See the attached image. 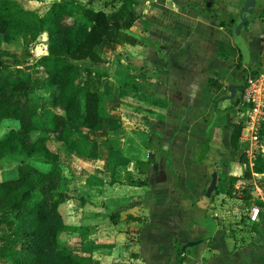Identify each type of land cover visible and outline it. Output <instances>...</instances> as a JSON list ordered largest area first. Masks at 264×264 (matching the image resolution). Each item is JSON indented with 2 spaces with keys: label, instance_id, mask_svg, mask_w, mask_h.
I'll list each match as a JSON object with an SVG mask.
<instances>
[{
  "label": "crops",
  "instance_id": "crops-1",
  "mask_svg": "<svg viewBox=\"0 0 264 264\" xmlns=\"http://www.w3.org/2000/svg\"><path fill=\"white\" fill-rule=\"evenodd\" d=\"M35 1L40 4L31 8L42 9L47 3ZM80 1L94 10L105 11L110 21L120 20L122 26L114 41L104 40L95 46L103 61L88 58L79 61L100 74L98 81L94 76L90 80V88L96 86L100 117L94 128L83 129L87 153L72 149L68 156L60 155L61 180L55 196L59 198L58 209L68 229L59 235V240L78 259L70 264H177L174 240L183 243L203 238L209 232L208 237L184 251L187 252L184 264H264V192L258 187L249 199L227 194L231 176H240L244 171L242 162L230 158L232 147L227 130L213 129L209 142L211 158L217 160L221 174L219 191L208 208L214 225L211 221L204 224L194 219L192 198L199 196L209 181L206 165L195 162V154L189 148V132L203 136L205 133L204 121L199 118L202 108L188 107L191 95L195 94L190 90L200 85L199 79L182 66L184 73L191 76V84L175 73L179 81L171 93L168 84L149 80V72L141 70L145 63L153 64L146 57L147 50L153 56L160 53L159 48L177 50L190 36L195 22L209 25L193 35L197 44L195 54L200 57L205 53L217 54L218 49L211 46L215 39L210 30L215 29L217 19L209 12L220 13L217 7L222 1ZM223 3L226 12L234 17L231 9L237 2L223 0ZM78 16L77 38H81L87 23ZM257 25L262 28L264 23ZM252 31H246L251 46L256 33ZM43 33L46 48L41 54L47 52V34ZM123 51L136 55L130 68L122 60ZM131 68L137 70V75L129 74ZM201 68L198 62L193 72L197 78ZM127 75L134 78L129 80ZM138 79L144 87L143 95H150L145 97L149 103L145 107L150 109L140 108V113H132L123 103V95L125 88ZM40 89L49 93L39 96L36 91ZM56 90L37 82L35 92L40 106L43 104L40 98H48ZM41 110L50 115V107L42 105ZM5 122L9 124L8 130L17 126L15 120L0 121ZM51 141L56 143L54 150L61 148V143L55 140H48V145ZM150 152L155 153L152 161L148 160ZM28 161L42 170L49 166L33 158ZM16 163L11 159L10 169ZM242 180H235L234 187L238 188ZM254 195L259 204L254 202ZM253 205L259 207L257 220L249 218Z\"/></svg>",
  "mask_w": 264,
  "mask_h": 264
},
{
  "label": "trees",
  "instance_id": "trees-1",
  "mask_svg": "<svg viewBox=\"0 0 264 264\" xmlns=\"http://www.w3.org/2000/svg\"><path fill=\"white\" fill-rule=\"evenodd\" d=\"M217 8L220 13L211 11L209 15L232 35L233 17L226 12L224 4ZM261 9L256 6L249 19L259 15ZM78 14L87 23L81 38H77ZM121 26L120 20L110 21L105 11L94 10L80 0H54L42 9L26 8L15 0H0V121L17 122L16 127L0 137V164L4 158L17 162L13 175L0 178V264H70L78 260L59 240V235L68 229L58 209L59 198L55 196L61 180L60 155L68 156L72 149L87 153L83 129L94 128L100 117L96 86L90 88V80L94 76L98 81L100 74L79 61L85 58L103 61L95 46L104 40L114 41ZM43 32L47 34V52L30 56L29 42ZM13 44L21 46L31 58L17 56ZM253 55L256 62L249 70L242 64L238 50L234 80L239 82L240 90L246 77L254 78L264 69L263 54ZM37 82L57 88L48 98L39 100L44 107H50L49 116L37 102ZM233 101L239 102L238 94ZM241 128L239 122L230 132L233 148L237 146ZM48 140L60 142L61 148H50ZM196 154L194 160L198 162ZM154 157L155 153L150 152L148 160ZM205 157L210 160L206 164L209 181L203 192L192 198L194 219L204 224L205 218L213 219L208 208L219 191L221 176L214 170L216 159ZM29 158L49 166L46 170L39 169ZM244 172L231 176L227 194L245 199L253 196L248 172ZM239 178L244 180L236 188L234 181ZM174 242L177 264H184L190 248L185 253L182 243L177 239Z\"/></svg>",
  "mask_w": 264,
  "mask_h": 264
},
{
  "label": "rangeland",
  "instance_id": "rangeland-1",
  "mask_svg": "<svg viewBox=\"0 0 264 264\" xmlns=\"http://www.w3.org/2000/svg\"><path fill=\"white\" fill-rule=\"evenodd\" d=\"M15 1L19 5L28 8L36 5L38 6V4H40L35 0ZM43 1L47 2L45 4H48L52 0ZM221 1L222 4H224L223 0H220V2ZM235 1L237 3L231 9L232 15H234V17L237 15L243 0ZM257 7L262 8L259 12V15L255 16V18L251 20L249 19L247 23V30L254 29V31L250 33L256 32L254 33L255 35H253V38L250 42L252 44L251 48L254 49L253 54H256V50L258 52L260 51V49L262 48L261 42H264V26H262L261 28L257 25L259 22L264 23V0H260L257 4ZM193 24L194 29L191 31L190 36H188V38L184 40V42L177 50L169 52L167 49L157 48L160 53H158L156 56H153L152 51L148 52L147 50L146 57L150 61H153V64L148 65L145 63L142 70H147V72H149V80H152L151 78H153L154 81H157L158 83H162L165 85L168 84L167 86H169V91L173 93L174 88L177 85V81H179L175 78V73L177 75H179L180 73V76H182L181 79H183V81H191V76H188L183 71L184 69L182 66H185L189 74L191 73V75L195 79H199L198 81L200 82V85H197L193 88L191 87V90L189 88L190 92L193 91L195 92V94L191 95L193 97L192 102H194V104H191V102L188 104V107L197 105L202 108L199 118H201L202 122L204 121V124L206 126V123L210 120L212 115L214 98L218 95L229 93L227 85L234 76L236 68L234 62L238 54V49L232 40V35H230L229 32L222 30L219 22L216 20L215 26H213L215 27V29L210 30L214 33L215 39L214 41H212L211 46L217 48L218 53H205L202 55L203 57H200L198 53L197 56L195 54V48L197 44L194 42L195 39H193V35L196 34V30H204L208 28L209 25L201 22H195ZM44 38H46V35L45 33H42L36 40H32L31 42H29V52H31L30 56H39L45 50L46 46ZM148 46L151 47L150 44H147V47ZM11 47L16 48L17 56L21 58H29V55L21 46L13 44L11 45ZM155 48L156 47H154V49ZM120 53L121 57H123V62L128 63L126 67L130 68L131 66H133L132 64L135 60L134 58L136 55L130 52L127 53V51H123ZM262 54L264 56V48ZM157 60H162L164 61V63L161 64ZM253 60L256 59L253 58ZM198 62H201L202 68L197 78V76H195L193 72L195 71ZM176 65H178L179 68L175 70L173 66ZM130 70L131 71L129 72V74L132 73L134 75H137V70L133 68H131ZM121 72L125 73L126 71L121 70ZM139 73L141 72L139 71ZM127 76L129 80H132L134 78L132 75ZM134 82L135 83H133V85L129 84V86L125 88L126 91L123 95V103L130 112L140 113V108L150 109V107H145L146 104H149L145 97L150 95H143L144 93L142 92V90L144 87H141L140 79ZM189 84H191V82ZM43 91L44 90L40 89L36 92L40 96L42 95V93L46 94L48 90L44 92ZM238 97V103H235L233 101V98H226L218 103L217 117L213 124V129L227 130L230 135V132L235 127V125L239 122L241 123L242 128L241 133L238 137L237 146L235 148L232 147V151L230 150L232 152L230 158L232 160L240 161L243 163L244 171L247 170L248 172L247 178H250V184L252 186L251 190L255 192L256 190H259V187L261 188V191L264 192V69L254 78L246 77V83L244 87L239 91ZM256 107L257 110H254V108ZM135 116L138 115L136 114ZM8 125L9 124L7 122L0 123V136H2V134H4L8 130ZM195 133V131H191L188 135L189 148L191 149L192 154L197 153L204 138L203 135H195ZM49 145L52 149H54L56 143L51 141ZM215 147L217 148V146ZM206 155L211 158L212 151L209 149ZM9 163L10 160L2 161V166L0 168V178L13 175L16 172V167L14 169H10L11 165ZM244 171L241 173V175L245 174ZM254 197V202H258L257 204H259V199H257L255 195ZM204 220L208 222L212 221V218H205Z\"/></svg>",
  "mask_w": 264,
  "mask_h": 264
},
{
  "label": "water",
  "instance_id": "water-1",
  "mask_svg": "<svg viewBox=\"0 0 264 264\" xmlns=\"http://www.w3.org/2000/svg\"><path fill=\"white\" fill-rule=\"evenodd\" d=\"M259 1L260 0H243L238 10L237 15L232 18V40L234 44L237 46V48L239 49V52L241 54L242 64L245 67H247L249 70H251V67H252L251 62H250L251 49L248 45V42L245 36L243 35V29L245 27V24L249 20V15L251 11L257 6ZM250 74L252 73L250 72ZM239 86L240 85L234 82L233 80L229 81L228 86H227L229 93L219 95L214 99L213 106H212V115H211L210 120L206 123L203 142L201 146L199 147L197 154H196V158L198 162L206 165L210 161L205 156L209 150V142L212 138L213 124L217 117L218 103L223 99L233 98L238 93L237 88H239ZM217 165H218L217 160H215L214 170H217ZM202 240H203L202 237H195V238L189 239L182 243L181 248L182 250L185 251L187 247H192Z\"/></svg>",
  "mask_w": 264,
  "mask_h": 264
},
{
  "label": "flooded vegetation",
  "instance_id": "flooded-vegetation-1",
  "mask_svg": "<svg viewBox=\"0 0 264 264\" xmlns=\"http://www.w3.org/2000/svg\"><path fill=\"white\" fill-rule=\"evenodd\" d=\"M247 30V29H246ZM246 30H245V34H244V36H245V38H246V40H247V36H246ZM262 37V36H261ZM264 37V36H263ZM248 42V41H247ZM261 44H262V48L260 49V51L258 52V54H262V51H263V48H264V42H261ZM248 45H249V47H250V49H251V56H250V62H251V65H253V63H255L256 62V60H253V49L251 48V45L249 44V42H248ZM237 47V46H236ZM239 50V49H238ZM237 57H238V54H237ZM236 57V59H235V61L236 60H238V58ZM247 68V67H246ZM248 69V68H247ZM235 71H236V68H235ZM234 75H235V72H234ZM232 80L234 81V82H236V83H238L239 84V82L238 81H235L234 80V76H233V78H232ZM240 85V84H239ZM228 86V85H227ZM237 90H238V93H239V91H240V89L239 88H237ZM237 93V94H238ZM226 94V93H225ZM236 94V95H237ZM235 95V96H236ZM219 96V95H218ZM217 97V96H216ZM215 97V98H216ZM214 98V99H215Z\"/></svg>",
  "mask_w": 264,
  "mask_h": 264
},
{
  "label": "built area",
  "instance_id": "built-area-1",
  "mask_svg": "<svg viewBox=\"0 0 264 264\" xmlns=\"http://www.w3.org/2000/svg\"><path fill=\"white\" fill-rule=\"evenodd\" d=\"M254 110H257V107L254 108ZM258 216H259V207L257 205L251 206L249 211V218L251 220H257Z\"/></svg>",
  "mask_w": 264,
  "mask_h": 264
}]
</instances>
